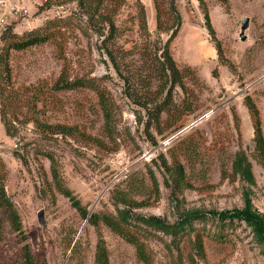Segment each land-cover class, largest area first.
<instances>
[{
  "label": "rangeland",
  "instance_id": "rangeland-1",
  "mask_svg": "<svg viewBox=\"0 0 264 264\" xmlns=\"http://www.w3.org/2000/svg\"><path fill=\"white\" fill-rule=\"evenodd\" d=\"M139 1L145 8L147 28L154 34L153 1ZM174 1L181 26L169 49L176 67L187 72L186 90L175 87L171 101L184 102L187 111L176 122L163 114L157 125H148L144 109L126 96L102 46L100 24L90 23L84 14L87 6L57 0L30 6L26 17H8L10 42L54 21L56 26L50 25L44 42L9 50L8 76L1 73L5 100L2 104L0 99V160L5 177L0 198V264H24L25 243L36 261L94 264L98 234L109 264H141L130 244L101 224L98 228L87 224L56 187L59 181L89 213L112 211V195L124 190L130 178L153 189L146 198L148 205L135 209L136 214L170 224L184 213L209 218L193 224L203 235L204 258L198 264H264V246L256 243L246 223L234 219L220 229L222 225L214 219L217 213L239 211L244 195L264 219V169L254 150L252 121L245 106L248 98L257 108L264 137V0ZM126 2L116 12L118 20L135 12L132 0ZM104 4L108 5L107 0ZM150 7L154 27L148 24ZM202 7L214 41L204 25ZM163 9L167 23L172 17L166 4ZM245 17L248 27L241 41L239 28ZM131 27L112 41L110 49L119 58L120 51L130 50L137 38L135 26ZM2 29L0 25V34ZM161 39L165 41L166 35ZM121 61L130 69L142 65L137 54ZM60 77L61 81L91 80L105 92L111 108V137L103 133L96 92L83 87L60 89ZM156 85L154 81L149 91ZM55 124L71 127L72 136L52 135L48 125ZM240 151L251 164L253 185L231 171L234 155ZM177 164L184 171L180 184L166 170ZM142 195L136 198L145 199ZM158 237L149 241L154 264H171L175 248H167L170 238Z\"/></svg>",
  "mask_w": 264,
  "mask_h": 264
},
{
  "label": "trees",
  "instance_id": "trees-1",
  "mask_svg": "<svg viewBox=\"0 0 264 264\" xmlns=\"http://www.w3.org/2000/svg\"><path fill=\"white\" fill-rule=\"evenodd\" d=\"M51 1L47 0L45 4ZM155 10V30L151 34L147 28L146 12L142 3L139 0H132L134 13L126 19L118 20L117 10L124 5H127L126 0H107L108 5L104 4V0H58V3L79 2L87 6L85 16L90 23H99L101 30L98 34L102 36V46L108 57L116 75L125 86V94L133 103L144 109L147 115V124H159L161 115L170 117L173 121H178L187 111V108L182 104L175 105L172 103V91L175 87H179L182 92L186 90L183 79L187 71H180L171 56L169 45L175 39L180 26L181 19L177 11L174 0H152ZM223 4L227 0H218ZM164 4L168 6V15H171V21L164 22L163 16L166 15V10L163 9ZM203 14L204 25L208 30L211 40L214 41V33L210 27L209 17L205 7L201 8ZM59 22V21H56ZM129 23V27L126 24ZM56 23H49L42 29L32 31L24 37H20L13 42L8 40L10 26L7 25L2 29L0 34V42L3 45L0 47V79L1 73H4L5 78L8 76L9 69L7 64L9 50L20 51L28 47L38 45L44 42L48 37V28ZM135 26L136 40L132 41V48L128 51H120L121 58L117 56V51L113 52L112 41L123 37L124 32L131 31ZM105 31V32H104ZM165 34V41L161 39V35ZM216 50L219 47L216 44ZM137 54L140 57L142 65L130 69L124 64L123 57L126 55ZM60 79V89L72 88H90L93 89L97 96L100 109L103 115V133L107 137L112 135L111 108L109 99L105 92L98 89L91 80L75 79L68 81ZM157 82L156 89L149 91L150 85ZM140 84V85H139ZM139 85V86H138ZM142 88H146L143 91ZM162 96V99L159 98ZM0 99L2 104L5 100L4 91L0 84ZM245 106L248 109L252 121L254 133V150L257 152L261 166L264 169V137L261 129L259 112L255 105L246 98ZM154 104L150 109L148 105ZM175 115V116H174ZM1 118L4 123L5 130L9 132V122L6 121L5 113L1 112ZM48 129L52 135L72 136L73 129L71 127L55 124L48 125ZM167 168V167H166ZM231 171L234 175L239 176L246 183L253 185L254 178L251 170V164L246 155L240 151L234 155L231 163ZM170 169V171H169ZM174 178V183L180 184L183 182L184 171L180 165H176L173 169L167 168ZM5 177V167L0 160V198L4 196L3 180ZM150 178L155 185V179L152 175ZM55 182L56 179L54 178ZM151 182V181H150ZM58 191L67 199H69L73 208H75L86 220L87 224L94 228H98L101 224L111 233L119 236L125 242L130 244L135 251L137 261L141 264H154L152 251L149 247L150 239L159 240L158 235L170 238V246L167 248H175V253L171 252V264H198V261L204 258L203 235L201 230L194 229V223H205L209 218L204 215L193 213H184L180 219L173 223H166L156 217H145L134 212L135 209L148 205L146 198H150L153 193L152 188H143L138 178H130L127 180V185L124 190H121L112 195L114 200L112 211L99 210L89 213L86 208L80 206L78 200L72 196L69 189L65 188L59 181L56 182ZM145 190V191H143ZM142 196L145 199H137V196ZM142 197V198H143ZM10 205V203H8ZM211 217V216H210ZM222 225L231 224L234 219L243 221L251 229L255 236L256 243L264 246V219L252 210L250 201L246 195L243 197V205L239 211L226 213H217L214 215ZM17 219L15 218V221ZM227 225V226H228ZM18 229V228H16ZM177 245L173 244L176 243ZM24 264H47L44 258L36 261L33 257L28 243L24 244ZM75 251V244L72 246V254ZM94 264H109L107 249L101 235L98 234V239L95 245Z\"/></svg>",
  "mask_w": 264,
  "mask_h": 264
},
{
  "label": "built area",
  "instance_id": "built-area-1",
  "mask_svg": "<svg viewBox=\"0 0 264 264\" xmlns=\"http://www.w3.org/2000/svg\"><path fill=\"white\" fill-rule=\"evenodd\" d=\"M46 1L47 0H0L1 27L4 29L8 17H26L30 14V6H42ZM199 120L197 122H199Z\"/></svg>",
  "mask_w": 264,
  "mask_h": 264
},
{
  "label": "water",
  "instance_id": "water-1",
  "mask_svg": "<svg viewBox=\"0 0 264 264\" xmlns=\"http://www.w3.org/2000/svg\"><path fill=\"white\" fill-rule=\"evenodd\" d=\"M248 27V18H242L240 22V28H239V38L241 41H244L246 39L245 31ZM206 117V115L204 116ZM204 117H202L199 121H201Z\"/></svg>",
  "mask_w": 264,
  "mask_h": 264
},
{
  "label": "crops",
  "instance_id": "crops-1",
  "mask_svg": "<svg viewBox=\"0 0 264 264\" xmlns=\"http://www.w3.org/2000/svg\"><path fill=\"white\" fill-rule=\"evenodd\" d=\"M150 13H148L150 16L148 17V24H150V26L154 27V15H153V10H152V7H150ZM147 14V16H148Z\"/></svg>",
  "mask_w": 264,
  "mask_h": 264
},
{
  "label": "bare ground",
  "instance_id": "bare-ground-1",
  "mask_svg": "<svg viewBox=\"0 0 264 264\" xmlns=\"http://www.w3.org/2000/svg\"><path fill=\"white\" fill-rule=\"evenodd\" d=\"M149 16H150V15H149ZM149 16H148V17H149ZM152 27H153V26H152Z\"/></svg>",
  "mask_w": 264,
  "mask_h": 264
}]
</instances>
